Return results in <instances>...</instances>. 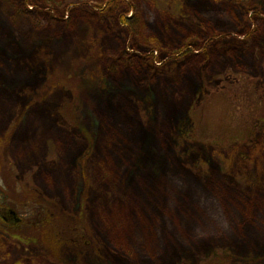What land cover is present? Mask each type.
<instances>
[{"label":"rangeland","instance_id":"374dc122","mask_svg":"<svg viewBox=\"0 0 264 264\" xmlns=\"http://www.w3.org/2000/svg\"><path fill=\"white\" fill-rule=\"evenodd\" d=\"M0 169V264H264V0H0Z\"/></svg>","mask_w":264,"mask_h":264},{"label":"flooded vegetation","instance_id":"af4514ba","mask_svg":"<svg viewBox=\"0 0 264 264\" xmlns=\"http://www.w3.org/2000/svg\"><path fill=\"white\" fill-rule=\"evenodd\" d=\"M7 184L1 183L0 180V226H2L0 233L7 234L22 242L24 237L32 239L36 233L44 230L47 213L51 216L53 213L45 210L46 205L44 203L36 204V199H34V204H31L28 197L31 196L32 192H29L31 189L28 188H24L23 193H21L25 197L28 195V197L18 203V194H16L14 186ZM33 224L35 225L34 229Z\"/></svg>","mask_w":264,"mask_h":264},{"label":"trees","instance_id":"16d2710c","mask_svg":"<svg viewBox=\"0 0 264 264\" xmlns=\"http://www.w3.org/2000/svg\"><path fill=\"white\" fill-rule=\"evenodd\" d=\"M121 20H122V22L124 21H126L127 19H126V17L125 16H122L121 17ZM51 227V226H50ZM52 229L49 231V233H48V236L47 237H45L43 240H41L40 241V243H42L43 245H44V247L48 250V251H50L49 253L52 255V253L55 251L56 252V249H57V246H58V244L60 243V237H59V235L53 230L54 228H53V225H52V227H51ZM54 232H53V231ZM41 233H43V232H41ZM44 234V233H43ZM42 234V235H43ZM42 235H40L39 233H36L35 235H34V237L32 238V241H36V239L38 238V237H41ZM54 249V250H53ZM206 264H221L219 261H214V260H211V261H208V262H206Z\"/></svg>","mask_w":264,"mask_h":264}]
</instances>
